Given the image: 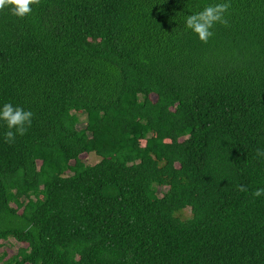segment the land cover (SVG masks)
Returning <instances> with one entry per match:
<instances>
[{
  "label": "trees",
  "instance_id": "obj_1",
  "mask_svg": "<svg viewBox=\"0 0 264 264\" xmlns=\"http://www.w3.org/2000/svg\"><path fill=\"white\" fill-rule=\"evenodd\" d=\"M220 2L0 10V107L33 113L11 144L0 120V264H264V0L203 43Z\"/></svg>",
  "mask_w": 264,
  "mask_h": 264
},
{
  "label": "clouds",
  "instance_id": "obj_2",
  "mask_svg": "<svg viewBox=\"0 0 264 264\" xmlns=\"http://www.w3.org/2000/svg\"><path fill=\"white\" fill-rule=\"evenodd\" d=\"M40 0H0V10L11 6V12L18 18L31 14L32 5H39ZM231 5L224 2L209 4L202 10L187 16L185 26L197 35L203 43H208L213 37V28L217 24L228 26L227 13ZM33 113L12 103H5L0 107V120L6 122L8 131L4 134L6 143H14L17 135H24L31 127ZM257 156H264V150L257 149ZM237 190L248 192L245 185H238ZM251 195L260 197L264 195V187L255 189Z\"/></svg>",
  "mask_w": 264,
  "mask_h": 264
},
{
  "label": "rangeland",
  "instance_id": "obj_3",
  "mask_svg": "<svg viewBox=\"0 0 264 264\" xmlns=\"http://www.w3.org/2000/svg\"><path fill=\"white\" fill-rule=\"evenodd\" d=\"M78 118H79V122L77 124V127L82 128L85 124V115L83 113H80L78 114ZM83 159L88 164H93L99 160L98 156L95 155L94 153L86 154ZM182 212L183 214L188 215L189 209L186 208ZM22 245H25V244L15 240L12 237H9L5 240H2L1 250L5 251V254H6L5 258L6 257L8 258L12 254H14L17 251V249L21 247Z\"/></svg>",
  "mask_w": 264,
  "mask_h": 264
},
{
  "label": "bare ground",
  "instance_id": "obj_4",
  "mask_svg": "<svg viewBox=\"0 0 264 264\" xmlns=\"http://www.w3.org/2000/svg\"><path fill=\"white\" fill-rule=\"evenodd\" d=\"M168 188V187H167ZM165 192V191H164Z\"/></svg>",
  "mask_w": 264,
  "mask_h": 264
}]
</instances>
